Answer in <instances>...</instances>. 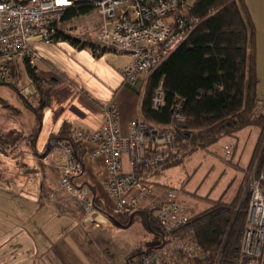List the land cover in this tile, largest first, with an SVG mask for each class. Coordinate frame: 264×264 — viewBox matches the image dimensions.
<instances>
[{"label":"built area","instance_id":"2783aa9c","mask_svg":"<svg viewBox=\"0 0 264 264\" xmlns=\"http://www.w3.org/2000/svg\"><path fill=\"white\" fill-rule=\"evenodd\" d=\"M77 6L93 7L100 16L93 36L97 45L130 56L131 61L122 69L123 83L127 86L141 87L149 71L199 24L185 0H0V82L12 83L18 67L34 66L40 59L36 46L53 44V26L60 23L67 9ZM29 83L20 91L37 101V90ZM163 99V91L158 87L151 97V109L159 111ZM181 107V100L176 99L171 109L173 120L182 121ZM103 113L99 128L92 132L76 130L74 140L94 144L91 155L105 157L104 186L113 208L121 212L149 211L161 233L162 244L144 250L130 264H179L180 255H195L197 249L177 239L173 231L205 210L209 202L196 201L189 194L180 196V191L173 188L157 197L153 184L145 179L146 171L164 164L173 151L171 130L159 133L157 128L140 120L134 123L128 136H121L117 107L111 103L103 108ZM221 150L224 158H230L233 142L226 143ZM124 156L131 168L129 172L122 168ZM41 162L53 167L58 175L57 192L48 196L46 202L55 201L59 193L65 194L81 207V225H101L97 217L102 212L94 206L88 188L76 183L83 165L72 146L64 140L50 142ZM244 190L249 192V200L240 263L259 264L264 258V163L258 176L251 174Z\"/></svg>","mask_w":264,"mask_h":264},{"label":"trees","instance_id":"16d2710c","mask_svg":"<svg viewBox=\"0 0 264 264\" xmlns=\"http://www.w3.org/2000/svg\"><path fill=\"white\" fill-rule=\"evenodd\" d=\"M190 8V13L199 20V24L182 44L149 71L145 83L141 86V121L157 128L159 133L171 130L173 135V151L164 164L158 166L161 169L179 166L187 156L197 151H208L223 139L233 140V153L240 132L255 128L259 135L250 162L258 152L259 163L256 172L259 174L264 163V142L261 144L264 134V102L259 101L256 95V42L251 16L243 0H196ZM93 9L90 6L67 9L60 23L52 28L53 42H67L79 49H89L94 56L113 51L89 40L82 41L69 34L65 27L67 21L88 14ZM61 24L64 25L63 28L60 27ZM22 70L38 92L36 102L25 97L16 85L18 72H23ZM54 82L42 80L36 74L35 67L29 64H25L24 69H16L12 83L0 82V86L11 88L24 108L33 114L36 123L29 136L32 146L41 125L42 111L50 103V88ZM158 87L163 91L164 104L159 111H154L150 106L151 97ZM176 99L182 102V121L172 119L171 109ZM0 105L12 110V106L1 98ZM74 132L70 125L62 124L59 130L49 137L46 150L39 156L40 164L49 143L55 140L68 142L75 157L81 160L82 144L74 140ZM0 144L9 149L2 135ZM155 168L157 166L146 173ZM178 191L189 193L200 201L209 202L205 210L192 216L187 223L173 231L177 239L197 249L193 256L180 255L179 264H241L240 252L248 195L237 210L239 189L229 202L221 198L210 200L209 194L201 196L196 191H185L183 187ZM94 206L118 227H128L137 214L144 215V226L161 238L160 229L149 211L121 212L97 199H94ZM146 217L149 219V226ZM142 252L127 256V264ZM259 264H264V258L260 259Z\"/></svg>","mask_w":264,"mask_h":264},{"label":"crops","instance_id":"0c3cea01","mask_svg":"<svg viewBox=\"0 0 264 264\" xmlns=\"http://www.w3.org/2000/svg\"><path fill=\"white\" fill-rule=\"evenodd\" d=\"M243 1L255 28L258 78V9L264 12V0ZM78 19L76 27L65 25L68 33L82 41L94 42L93 34L100 24L96 10ZM36 50L40 56L34 65L36 74L44 81L55 82L50 88V103L41 114L34 146L30 145L29 137L36 123L33 114L24 108L14 93L17 105L10 104L11 111L0 105L5 113L0 116V135L15 136V145L9 146V149L0 144V264H89L87 258L93 259L90 250L95 254V259H99L93 243L97 241L103 245L102 241L107 237L105 232L118 226L110 220L107 223L104 220L101 227L93 223L81 225V210L65 194H57L56 205L43 203L46 196L57 192L58 175L53 167L49 168L42 162L40 164L39 156L46 150L49 137L64 123L75 131H95L103 122V108L111 103L118 110L119 134L128 136L134 123L141 120L142 87L123 83L122 69L131 61L126 54L107 51L94 56L89 49H79L67 42L39 44ZM134 95L140 96V101ZM16 136H19V141ZM226 141L222 147L233 142L229 139ZM237 145L229 163H232ZM94 148L92 143L82 144L80 161L83 173L76 183L86 186L93 200L111 206L112 199L104 186L107 179L105 157L92 156ZM122 168L125 172L131 170L126 156L122 158ZM162 172L161 167L157 166L145 176L153 184L157 197L162 196L168 187L173 188L164 181ZM55 220L64 237L61 244L52 247L51 243L60 236L57 233L53 237ZM86 229L89 236L93 235L91 242L84 235ZM87 248L88 253L84 250ZM67 256H72L73 260Z\"/></svg>","mask_w":264,"mask_h":264},{"label":"rangeland","instance_id":"374dc122","mask_svg":"<svg viewBox=\"0 0 264 264\" xmlns=\"http://www.w3.org/2000/svg\"><path fill=\"white\" fill-rule=\"evenodd\" d=\"M195 1L196 0H185V4L186 6L191 7ZM78 22H79L78 18H73L70 22L67 21L66 23L71 25L72 27H76ZM257 25H258V78H257L256 95L259 101L264 102V54L262 55V53L264 52V12L261 9H258ZM63 26L64 25L61 24L60 27L63 28ZM68 27L69 26H67V28ZM22 71L23 72L21 71L18 72V79H17L18 81L16 80L17 81L16 85L18 86L19 89L25 86H30L29 80L25 75L24 70ZM141 93H142V89H141ZM134 97L136 99H139L140 101V96L134 95ZM0 98L9 104L17 105L16 96L13 94L11 88L7 86H0ZM27 98L31 101L36 102L32 97L27 96ZM1 107L8 109L2 105ZM9 111L11 110L9 109ZM3 114L5 115L2 108H0V116ZM11 132L12 134L15 133V131H11ZM2 137L4 140H6L9 146L13 144L15 145V143L13 142L15 136L12 135L8 136V134L6 135L2 134ZM16 137H17V141H19V136ZM226 140L227 139H223L218 144L210 147L208 151H197L187 156L184 159L183 163L179 166L162 169L163 171L162 173H164V181L169 183L175 189H180L183 187L185 191H189V192L196 191L197 194L201 196L209 194L210 200H217L218 198H221L225 202H229L237 194L238 192L237 190L239 189L238 204L242 203L246 195H248V200H249V192L247 190L245 191L244 187L247 184L251 174H253L254 177L258 176L256 172L258 166L257 163H259V159L257 160L258 152L256 153L252 162H250L251 158L253 157L254 148L256 145V129L255 128L245 129L242 132H240L236 152L234 154L233 160L231 161L232 163H229L231 156L230 158H224L221 152L222 145L225 142H227ZM263 142H264V134H263V139L261 140V144H263ZM46 166L49 167L48 165ZM186 194L189 193L180 192V196ZM192 197L196 201L200 200L195 196ZM45 198L43 200V203L46 202L48 197L46 196ZM68 198L71 199V201H73L78 206V208L81 210V213L83 214L81 207L71 197ZM57 202L55 198V201H53L52 204L56 205ZM111 207H113V204L111 205ZM139 212H144V211H139ZM102 214L107 218V220H109L104 213ZM143 216L144 215L139 216V214H137L134 218L133 223L128 227H114L110 231L109 230L106 231L105 233L108 238L105 236V239L102 241L103 245L95 241V243H93V249H95L96 253L99 256V259L97 260L95 259V254L91 250L89 252L88 248L87 250L84 249L86 253L89 252L90 254H92L90 256H92L93 259L89 260L87 258L89 264L91 263L95 264L97 262L98 264H123V263L127 264L126 261L127 256H131L132 254H134V252L143 251L147 249L148 245L153 244L156 241L161 243V239L158 238L157 235H155L151 230L147 229L144 226V224L142 223L143 222L142 219L145 220ZM81 218H79V220H81ZM146 223L149 226L148 217H146ZM54 225L56 226V229H54L53 231V237H55L57 233H59V235L61 236V232H59V224L56 220ZM99 226L101 227L103 226V224ZM84 231H85L84 235L87 237L86 240L91 242L93 235L89 236V232L87 231V229ZM60 236L57 237L56 239L54 238L55 239L54 243H51L52 247H57L59 244L63 242V241L61 242V240H63L62 238L64 236L61 237ZM82 248H84L83 245ZM168 251L170 250L168 249ZM67 257L73 260L72 256H67Z\"/></svg>","mask_w":264,"mask_h":264},{"label":"water","instance_id":"95a60500","mask_svg":"<svg viewBox=\"0 0 264 264\" xmlns=\"http://www.w3.org/2000/svg\"><path fill=\"white\" fill-rule=\"evenodd\" d=\"M240 205H241V203L238 204V206H237V210L239 209ZM225 244H226V242H225ZM225 244H224V246H225ZM159 245H160V243L156 241L155 243L148 245V248H147V249H153V248H156V247L159 246ZM223 248H224V247H223ZM222 251H223V250H222Z\"/></svg>","mask_w":264,"mask_h":264},{"label":"bare ground","instance_id":"6f19581e","mask_svg":"<svg viewBox=\"0 0 264 264\" xmlns=\"http://www.w3.org/2000/svg\"><path fill=\"white\" fill-rule=\"evenodd\" d=\"M159 85V84H158ZM107 220V218L104 216V215H99L98 217H97V219H98V221L101 223V224H103V221L105 220V219Z\"/></svg>","mask_w":264,"mask_h":264}]
</instances>
